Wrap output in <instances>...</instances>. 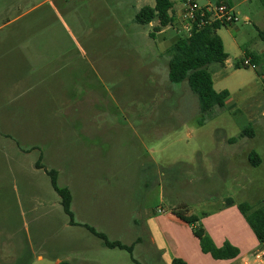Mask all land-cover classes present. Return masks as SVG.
Returning <instances> with one entry per match:
<instances>
[{"label":"rangeland","instance_id":"obj_1","mask_svg":"<svg viewBox=\"0 0 264 264\" xmlns=\"http://www.w3.org/2000/svg\"><path fill=\"white\" fill-rule=\"evenodd\" d=\"M51 1L63 22L49 0H0V43H52L47 51L62 46L55 58L65 49L86 48L85 59L48 81L50 88L62 78L94 90L98 102L91 106L87 101L86 107L104 112L97 122L101 133L78 139L76 116L51 115L48 110L64 100L47 107L46 79L17 99L0 98V264L56 259L171 264L189 252L188 264H226L200 252L207 257L202 258L193 249L199 240L190 226L170 217L174 208L187 205L203 221L204 214L264 199V40L259 33L264 31V2L229 0L241 12L239 22L218 31L229 58L209 69L215 89H228L231 96L226 107H216L200 124L197 94L187 81L173 84L168 76L167 49L186 31L175 21L164 28L166 41L154 33L157 20L148 25L134 20L155 0ZM210 1L197 0L200 5ZM47 26L51 30L28 41ZM47 54L25 52L36 58L18 62V70L7 69L5 84L11 85L17 73L29 77L28 68L37 61L44 64ZM253 55L260 57L257 68L244 65ZM249 124L254 138L228 143ZM252 151L262 159L259 166L249 162ZM37 163L57 170L59 185L71 190L76 222L95 227L111 241L134 244L133 252L107 247L86 227L71 225L50 176ZM228 198L235 204L228 206ZM39 255L43 261L36 260Z\"/></svg>","mask_w":264,"mask_h":264},{"label":"trees","instance_id":"obj_2","mask_svg":"<svg viewBox=\"0 0 264 264\" xmlns=\"http://www.w3.org/2000/svg\"><path fill=\"white\" fill-rule=\"evenodd\" d=\"M262 1L264 2V0ZM134 20L141 25H148L157 20L159 25L154 28V33L166 27L175 26L176 14L174 3L172 0H155V6L147 5L142 7ZM230 25L214 20L209 16L207 18L199 17L194 22L191 33L180 34L181 36L168 47L166 52L170 58L168 63L170 82L178 84L187 81L191 90L199 98L200 112L202 114V118L199 121L200 124L204 123L206 117L212 114L216 107H226L230 98L229 90L217 91L215 89L213 75L209 69L210 65L214 63L224 65L229 58V54L218 31L222 27ZM259 33L264 40V31L259 30ZM251 59L254 64H259V56L253 55ZM255 135L253 125L249 124L243 127L238 137L229 138L228 143L234 144L241 138H254ZM249 162L252 166H259L262 163V159L256 151H252L249 154ZM37 168L45 169L50 176L52 186L61 198L63 209L70 217L71 225L86 227L92 234L99 237L107 247L124 249L130 253L133 252L134 244L127 245L121 241H111L105 233L98 231L95 227L76 222L72 211V192L68 187H61L59 185L58 171L47 169L41 163H37ZM226 204L230 206L235 204V202L232 198H228ZM238 209L255 233L261 250H264V199L256 205L242 202L238 204ZM172 213L179 220L191 227L193 235L199 240L202 252L209 254L215 260H229L239 256V248L229 242H226L223 246H218L202 223V218L190 212L187 205L174 208ZM30 254L28 258L31 260L32 253L30 252ZM58 264L73 263L63 260ZM171 264L188 263L182 258H175Z\"/></svg>","mask_w":264,"mask_h":264},{"label":"crops","instance_id":"obj_3","mask_svg":"<svg viewBox=\"0 0 264 264\" xmlns=\"http://www.w3.org/2000/svg\"><path fill=\"white\" fill-rule=\"evenodd\" d=\"M49 1L52 3L51 0ZM172 1L174 3L176 21H179L180 14L183 10V4L187 0ZM220 1H224L229 4L237 14L241 13L240 10H238V12L235 10L236 5L231 3L229 0H212L209 3L201 6L216 4ZM152 6H155V3ZM51 7L55 14L59 17V21L63 22L62 18H64V16L62 17L58 8L53 3ZM20 17L21 16H19L18 18ZM244 18L250 19V16L248 14H244ZM1 28L2 26H0V29ZM62 29H64V27ZM62 29H58V31L56 32H62ZM49 30L51 29L47 26L46 29H41L40 31L34 32L32 35L29 36L30 40L28 39V41L34 43V40L37 36L43 35ZM167 32L168 29H163L159 31L160 34H163L162 36L165 38L166 41L168 40L166 39ZM52 45V43H46L45 45L41 43L27 45V43H23L22 40H18L17 42L14 41L11 43H7L6 40H3L0 43V98L13 97L12 99H17L18 97H21L23 94H25L28 89H34L38 85L39 80L46 79L47 93L44 100L49 103L47 107L51 106L52 108L55 102L59 100H64L63 104L60 106L58 105L57 108H54L53 110L47 109L48 111H51V115L55 114L59 117L76 116L78 118V124L75 132L78 133V139L82 138L83 136H88L89 138L91 136L92 138H94L95 136H99L101 133V129L97 122L101 120V116H103L104 112L100 109L96 111L95 109L91 110L87 109L86 107L87 101L91 103V106L92 103L98 102L99 98L96 95V92L94 90L92 91L90 89H85L84 85L82 83H78V81L76 80H72L73 83H70V81L62 80L61 78V82H63L57 84L56 81V83L52 85L51 88L50 83L48 81L49 79H52L54 81V77L60 74L64 70V68H66L69 64L75 63L80 59H85L87 57V49L82 47L83 49L81 48V50H79V47H75L71 50H64L63 47L62 50L64 51L61 56L55 58V52L59 51V48H61L62 46H58L56 49L53 48L50 49V51H47L50 47H52ZM38 48L40 49L38 50ZM29 50L35 51L37 53L49 52V54H47V56L45 57V63L41 64L39 61H37V63L32 64L28 68L30 71L29 77H26L25 75L20 76V73H17V75L11 78V85L7 86L5 84V74L8 70H18L20 68L19 65H17L18 62L22 61L25 64H28L29 62H31V60L36 58L35 55L24 56L25 52H29ZM71 52L77 53L74 55L72 54V56L70 57ZM250 60L253 63L252 59ZM153 63H149V65ZM12 65L13 67H11ZM93 67H96L95 62ZM217 72L220 71L217 70ZM97 74L99 80L102 79L99 71ZM60 84H62V87L57 90V85ZM55 109L56 112H54ZM87 115L90 117L88 118ZM170 218L171 220H173L174 222H178L179 224H186L179 220L175 215H173V213L171 214ZM202 223L204 224L208 233L211 235V237L218 246H223L226 242H229L239 248V256L234 259L227 260L226 264H257L256 262H258V260L255 258L254 255L258 251H261V247L255 233L253 232L252 228L250 227L242 213L239 211V209H236V207H230L225 209L223 212L214 214V216H212L211 214L208 216L207 214H204ZM198 242L195 241L194 243V251L198 252L200 256H202V258H207L204 255H201L200 252H202V250L200 243ZM190 257L192 256L189 252L187 254H183L181 258L189 263V259H191ZM36 260L43 261L44 256H36ZM60 261L61 260L56 259L55 261H52L51 264H58Z\"/></svg>","mask_w":264,"mask_h":264},{"label":"built area","instance_id":"obj_4","mask_svg":"<svg viewBox=\"0 0 264 264\" xmlns=\"http://www.w3.org/2000/svg\"><path fill=\"white\" fill-rule=\"evenodd\" d=\"M208 16L214 20L231 25L240 20L234 9L224 1L212 5L201 6L197 0H187L183 4V10L178 22L180 27L184 29L187 34H190L196 19L199 17L207 18ZM244 65H251L253 68H257V65L252 63L249 59L244 61ZM254 256L258 260L257 264H264V250L258 251Z\"/></svg>","mask_w":264,"mask_h":264}]
</instances>
